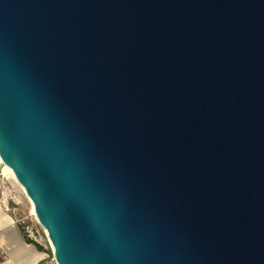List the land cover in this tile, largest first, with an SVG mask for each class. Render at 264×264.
<instances>
[{"label":"water","instance_id":"water-1","mask_svg":"<svg viewBox=\"0 0 264 264\" xmlns=\"http://www.w3.org/2000/svg\"><path fill=\"white\" fill-rule=\"evenodd\" d=\"M0 159L56 264H264V0H0Z\"/></svg>","mask_w":264,"mask_h":264},{"label":"crops","instance_id":"crops-1","mask_svg":"<svg viewBox=\"0 0 264 264\" xmlns=\"http://www.w3.org/2000/svg\"><path fill=\"white\" fill-rule=\"evenodd\" d=\"M23 206L19 198L0 192V264L46 263L44 251L36 246L38 242L20 230L21 220L26 218Z\"/></svg>","mask_w":264,"mask_h":264},{"label":"rangeland","instance_id":"rangeland-1","mask_svg":"<svg viewBox=\"0 0 264 264\" xmlns=\"http://www.w3.org/2000/svg\"><path fill=\"white\" fill-rule=\"evenodd\" d=\"M0 192L3 195L17 197L21 200V202L24 204V210L22 211V214L26 216L25 220L31 225L33 229V236L30 237L27 235L22 224L20 226V230L27 238H31L40 243L46 256L45 264H56L53 259L46 234L41 225L38 223L37 219L33 216L34 214H31L29 200L27 199L23 190L20 188V185L17 183V181L10 175H0Z\"/></svg>","mask_w":264,"mask_h":264},{"label":"bare ground","instance_id":"bare-ground-1","mask_svg":"<svg viewBox=\"0 0 264 264\" xmlns=\"http://www.w3.org/2000/svg\"><path fill=\"white\" fill-rule=\"evenodd\" d=\"M0 165H1V167H2V171H1V174L0 175H10L11 177H13L14 178V176H13V173H12V171L9 169V167L5 164V163H2V161H1V159H0ZM15 179V178H14ZM22 189V188H21ZM28 199V198H27ZM29 200V199H28ZM29 203H30V201H29ZM30 211H31V213L32 214H34L33 213V209H32V205H31V203H30Z\"/></svg>","mask_w":264,"mask_h":264},{"label":"built area","instance_id":"built-area-1","mask_svg":"<svg viewBox=\"0 0 264 264\" xmlns=\"http://www.w3.org/2000/svg\"><path fill=\"white\" fill-rule=\"evenodd\" d=\"M1 171H2V168L0 169V174H1ZM21 224L23 225V227H24L25 232L27 233V235L30 236V237H32L33 236V229L31 227V225L29 223H27V221L25 219H22L21 220Z\"/></svg>","mask_w":264,"mask_h":264},{"label":"trees","instance_id":"trees-1","mask_svg":"<svg viewBox=\"0 0 264 264\" xmlns=\"http://www.w3.org/2000/svg\"><path fill=\"white\" fill-rule=\"evenodd\" d=\"M36 246L39 248V249H42V246L38 243H36Z\"/></svg>","mask_w":264,"mask_h":264}]
</instances>
